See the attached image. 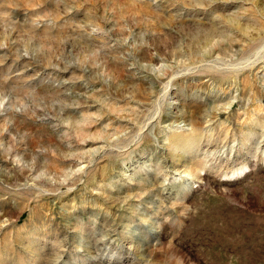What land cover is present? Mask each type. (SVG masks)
I'll use <instances>...</instances> for the list:
<instances>
[{
	"label": "rangeland",
	"instance_id": "1",
	"mask_svg": "<svg viewBox=\"0 0 264 264\" xmlns=\"http://www.w3.org/2000/svg\"><path fill=\"white\" fill-rule=\"evenodd\" d=\"M0 264H264V0H0Z\"/></svg>",
	"mask_w": 264,
	"mask_h": 264
}]
</instances>
